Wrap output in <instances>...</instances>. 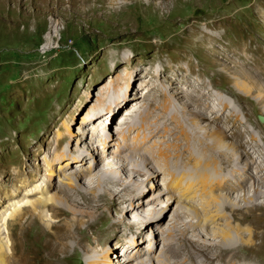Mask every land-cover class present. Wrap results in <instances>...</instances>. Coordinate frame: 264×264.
Returning <instances> with one entry per match:
<instances>
[{
    "label": "bare ground",
    "instance_id": "bare-ground-1",
    "mask_svg": "<svg viewBox=\"0 0 264 264\" xmlns=\"http://www.w3.org/2000/svg\"><path fill=\"white\" fill-rule=\"evenodd\" d=\"M107 1L113 8L127 2ZM197 31L187 33L192 37ZM201 39L211 65L219 67L227 82L239 74L233 82L238 92L207 82L186 54L180 56L186 67L172 62L156 67L154 59L140 65L136 57L124 56L111 74L93 81L97 84L84 104L73 100L66 107L53 150L47 137L40 139L51 156L46 157L48 167L59 180L50 176L32 188L43 172L34 163L0 183V208L6 207L0 213V234L9 237L4 241L0 236V264H64L50 251L67 252L66 239L81 246L88 264H253L264 251V123H253L248 105L238 107L229 96L250 101L254 95L247 76L264 66L246 67L248 47L242 52L220 47L212 30ZM160 41H155L159 52ZM255 96L252 103L264 110V89ZM90 159L85 182L92 187L87 188L74 177L80 180ZM119 165L120 171L113 172L116 180L110 174ZM126 165L133 177L124 173ZM135 180L142 187L131 186ZM112 206L117 218L110 222ZM87 208L100 211L92 219ZM128 215L137 226L135 235ZM46 218L52 224L39 223ZM97 220L108 221L101 233ZM62 221L64 231H55ZM84 222L111 248L102 252L89 237L76 235ZM151 237L154 242L148 241Z\"/></svg>",
    "mask_w": 264,
    "mask_h": 264
},
{
    "label": "rangeland",
    "instance_id": "rangeland-1",
    "mask_svg": "<svg viewBox=\"0 0 264 264\" xmlns=\"http://www.w3.org/2000/svg\"><path fill=\"white\" fill-rule=\"evenodd\" d=\"M158 4L159 0H127L113 8L107 0H0V183L8 181L7 176L17 168L27 170L34 163H40L43 172L39 174L41 180L34 182L32 188L39 183L46 184L50 176L59 180L58 172L48 167L46 157L51 156L45 147H41L40 139L47 137L45 140L53 150L66 107L73 100L84 104L91 95L93 83L97 84L93 81L111 74L117 64L124 62L126 55L136 57L140 65L145 61L150 65V60L154 59L156 67L169 62L186 67L187 62L180 61V56L186 54L192 67L201 71L207 82L213 80L217 85L230 86L237 91L233 82L238 80L239 74H231L233 82L229 83L227 76L218 71L219 67L211 65L201 36L212 30L220 47L225 45L239 52L248 47L244 56L246 67L252 68L255 63L264 66V0H168L166 6ZM190 29L198 31L191 37L187 33ZM159 38L164 41L158 44L160 52L155 48ZM157 56L160 58H155ZM220 56L221 63L226 64V57ZM247 77L252 82L249 88L254 96L264 89V70ZM257 83L260 88L253 87ZM213 91L217 89L213 88ZM254 96L250 101L229 97L238 107L243 103L248 105L252 122L262 124L264 110L252 103L257 99ZM68 123L71 125L73 118ZM249 126L254 127L252 123ZM70 131L74 133L73 129ZM98 161L107 164L101 157ZM88 163L80 180L74 179L79 185L91 188L92 185L85 182L92 160ZM116 167L110 174L113 179L118 177L113 172L120 171V165ZM123 169L125 174L133 177L129 165ZM148 170L153 172L150 167ZM151 173L148 179L153 182ZM135 183L142 187L140 180L130 185ZM46 195L55 197L57 194L47 191ZM5 209V206L1 207L0 213ZM86 211L94 219L100 208H87ZM109 212L112 218L108 221H114L116 207L112 206ZM66 220L70 221V218ZM38 221L52 224L49 218ZM128 221L134 225L132 234H137V226L129 215ZM62 222L55 231H64L66 223ZM96 222L98 233H101L107 223ZM86 224L82 223L76 235L89 237L102 252L111 248L98 241L93 229ZM0 236L4 241L9 239L7 233ZM44 238H37V244L41 245ZM150 240L154 242L155 238ZM65 241L67 252L53 249L50 253L60 261L65 259L64 264H88L81 246L70 239ZM112 251L114 263L117 255H114L115 248ZM252 262L264 264V251Z\"/></svg>",
    "mask_w": 264,
    "mask_h": 264
}]
</instances>
